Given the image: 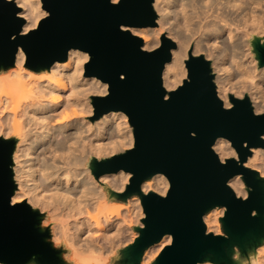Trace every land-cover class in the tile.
<instances>
[{
    "label": "clouds",
    "instance_id": "clouds-1",
    "mask_svg": "<svg viewBox=\"0 0 264 264\" xmlns=\"http://www.w3.org/2000/svg\"><path fill=\"white\" fill-rule=\"evenodd\" d=\"M107 2L118 8L124 0ZM3 3L14 5V19L19 24L10 41L38 34L52 19L50 6H46L48 0ZM150 8L152 23H120L118 28L138 41L142 53L157 54L167 46L168 58L162 61L158 74L163 102H169L173 95L192 84V64L199 61L207 65L214 97L222 112H234L237 103H247L253 117H264V63L257 50L264 47V0H150ZM25 44L26 40L16 44L10 66H0V79L4 81H34L29 95L17 99L4 92L0 99V143L12 145L8 167L14 187L8 206H23L36 214L38 230L59 264H124L126 251L136 245L147 229L145 198L153 194L168 199L172 179L164 171H155L139 181L138 191H130L137 179L134 171L123 167L97 171L98 165L137 150V130L130 113L111 108L97 115L96 101L110 99L112 84L89 72L94 59L90 50L69 46L63 58L53 59L47 67L34 68L29 58L31 50ZM25 68L31 71L26 72ZM32 73L38 75L33 77ZM119 79L125 80L126 73L121 72ZM60 99L66 103L58 112L43 115ZM4 113L10 115L4 117ZM70 116L75 118L73 123L65 124ZM58 124L64 126L56 128ZM40 125L49 126L51 140L40 149L44 155L33 157L36 139L29 141L27 137ZM189 135L195 139L197 132L191 131ZM259 140L264 142V132L259 134ZM233 145L234 141L225 135L216 136L209 145L220 166L227 168L231 162L237 168L254 167L253 161L264 150V145L250 147L248 140H244L241 146L250 155L245 154L242 159ZM253 173H258V181H264L260 167H255ZM224 185L241 203L248 202L250 193L255 191L237 172ZM210 207L219 208L214 213L215 226L208 225L206 210L200 221L203 235L208 237L212 233L216 238L222 235L217 221L220 217L227 219L225 211L228 214L229 207ZM257 212L253 208L251 217H257ZM224 226L226 230L225 223ZM164 237L168 248L174 247V233L165 232L160 238ZM160 246L163 248L164 244ZM145 248L138 264H151V258L144 260ZM230 259L232 264H264V242L246 249L232 244ZM0 264L7 261L0 259ZM25 264H37L36 254ZM155 264H159V259ZM195 264L216 262L199 259Z\"/></svg>",
    "mask_w": 264,
    "mask_h": 264
},
{
    "label": "water",
    "instance_id": "water-1",
    "mask_svg": "<svg viewBox=\"0 0 264 264\" xmlns=\"http://www.w3.org/2000/svg\"><path fill=\"white\" fill-rule=\"evenodd\" d=\"M46 6H50L52 19L38 34L10 41L19 24L14 19V5L0 0V66L11 65L16 44L25 40L34 68L47 67L53 59L63 58L69 46L90 50L94 59L89 72L112 84L110 99L96 101L97 115L111 108L124 109L136 125L138 138L135 152L104 162L97 171L120 167L134 171L137 179L130 191H138L139 181L155 171L166 172L173 182L168 199L153 194L145 198L147 229L126 251L124 264H138L143 249L159 243L165 232L174 233V247L165 245L151 264L158 259L159 264H195L199 259L232 264V244L246 249L264 242V181L256 179L258 173L251 167L237 168L231 162L227 168L220 166L209 150L216 136L225 135L234 141L233 147L242 159L250 155L241 146L242 141L248 140L250 147L264 145L259 140L264 117H253L247 103H237L234 112H222L207 65L199 61L192 64V84L169 102L162 101L158 74L162 61L168 58L167 46L157 54L142 53L138 41L118 28L120 23H152L150 0H124L118 8L107 0H48ZM257 50L264 63V47ZM121 72L126 73L123 81L119 79ZM191 131L197 132L195 139L189 135ZM11 151L10 143H0V259L7 264H25L36 254L37 264H59L38 230L36 214L23 206H8L14 187L8 167ZM235 172L255 189L248 202L236 200L224 185ZM215 204L228 205L227 219L220 217L221 236L213 238L209 233L205 237L200 215L218 208L210 207ZM253 208L258 209L255 218L251 217Z\"/></svg>",
    "mask_w": 264,
    "mask_h": 264
},
{
    "label": "bare ground",
    "instance_id": "bare-ground-1",
    "mask_svg": "<svg viewBox=\"0 0 264 264\" xmlns=\"http://www.w3.org/2000/svg\"><path fill=\"white\" fill-rule=\"evenodd\" d=\"M149 43H151V40H149ZM25 71L26 72H30L31 70L25 68ZM32 75H33V77H35L38 74L32 73ZM33 84H34V81L33 80H24V79H22V80H16V81H4L3 79H0V99L3 98L2 93H4V92L11 93V95L13 97L17 98V99H20V98H22L24 96H27V95H29V93L31 91L34 90ZM61 95H63V94L61 93ZM44 103H48V102L45 101ZM65 103L66 102L63 99H60L58 101V103L54 106V108L47 109L43 113V115L46 116V115H48V113L50 111H53V110H55V111L58 112L60 110V108ZM68 103L71 105L72 102H68ZM33 111H35V110H33ZM6 115L9 116L10 113H6ZM17 115H19V113H17ZM37 115H40V113H37ZM54 119H60V117H55ZM74 119H75L74 117H71L70 116L69 119L67 121H65L64 123L65 124H71V123H73V120ZM63 126H64L63 124H58V125H56V128H60V127H63ZM39 128H44L45 131L41 132L39 130ZM48 129H49V126L48 125H40L36 129V131L33 133V135H30V136L27 137V139L29 141L33 140L34 137L36 139V143H35V145L33 147V151L31 152V156L35 157L37 155H44V153H41L40 152V149L41 148H46L47 145H48V143H49V141L51 140V133L48 131ZM68 130L71 131V129H68ZM21 147L24 148V147H26V145H21ZM258 162L261 163V168H262L261 170H264V153H263V150H261V152L258 154L257 160L256 161H253L254 168L257 166V164L260 165V163H258ZM57 163H61V161L60 160H57ZM115 184H116V186H118L119 185V181H116ZM206 217H207V220H208V225L214 227L215 226L214 223H213V221L215 219L214 214L211 215V216H206ZM217 222L220 224V218H219V220ZM161 240L162 241L159 244V249H158L160 251L162 249L161 246H160L162 243L164 244V246L167 245L166 244V237H164Z\"/></svg>",
    "mask_w": 264,
    "mask_h": 264
},
{
    "label": "rangeland",
    "instance_id": "rangeland-1",
    "mask_svg": "<svg viewBox=\"0 0 264 264\" xmlns=\"http://www.w3.org/2000/svg\"><path fill=\"white\" fill-rule=\"evenodd\" d=\"M4 117H7L6 113H4ZM263 153H264V150H263ZM258 163H260V162H258ZM257 166L258 167L260 166V168H261V163H260V165L257 164ZM251 168L255 169L254 167H251ZM116 203H118V204L119 203H123V201H116ZM218 211H219V208H215V209L211 210L208 214H206V216H211V215H213L214 213H216ZM220 229H221V233H222L221 223H220ZM161 241L159 243L151 246L150 248H148L145 251L144 260H149L151 258V262H152L158 256V254L160 253V250H158V249H159V244L161 243Z\"/></svg>",
    "mask_w": 264,
    "mask_h": 264
}]
</instances>
